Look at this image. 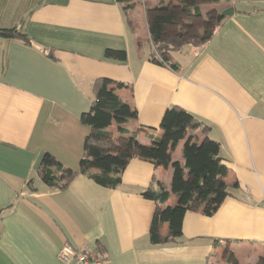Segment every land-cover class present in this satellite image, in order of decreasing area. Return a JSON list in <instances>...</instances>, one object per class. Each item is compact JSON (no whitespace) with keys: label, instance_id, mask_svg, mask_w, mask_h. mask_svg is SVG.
I'll use <instances>...</instances> for the list:
<instances>
[{"label":"crops","instance_id":"1","mask_svg":"<svg viewBox=\"0 0 264 264\" xmlns=\"http://www.w3.org/2000/svg\"><path fill=\"white\" fill-rule=\"evenodd\" d=\"M134 2L124 12L117 0H0V28L22 29L53 51L49 56L38 45L0 37V264H67L59 259L67 243L98 251L105 264L263 259L264 0ZM229 7L234 14L206 44L167 53L176 70L152 60L151 30L161 37L181 28L202 34ZM107 49L125 50L127 59L107 58ZM99 77L125 84L116 90L125 101L117 114L128 121L106 129L113 134L112 156L134 153L137 145L157 148L168 136L163 116L174 105L200 120L192 129L197 142H220L229 195L211 216L203 206L186 211L179 242L151 243L158 204L143 192L174 191L186 177L189 135L170 144L167 168L131 158L117 188L78 173L66 190H57L39 177L47 152L79 171L90 132L81 115L90 110ZM116 162L94 160L90 171L109 170ZM178 200L172 194L162 207ZM158 229L167 234L169 224Z\"/></svg>","mask_w":264,"mask_h":264},{"label":"trees","instance_id":"2","mask_svg":"<svg viewBox=\"0 0 264 264\" xmlns=\"http://www.w3.org/2000/svg\"><path fill=\"white\" fill-rule=\"evenodd\" d=\"M117 2L124 12L135 7L134 0H117ZM187 11L189 14L192 12L190 8H187ZM221 13L222 11L215 15L213 28L202 34L189 35L181 28L177 35L161 37L151 30L155 48L152 55L154 56L155 50H157L164 56L163 61L156 59L155 56L152 60L161 66H165L163 62L169 63L170 67L176 70L177 66L170 62L167 53L171 50H179L187 44L196 46L206 44L212 39L216 29L227 19ZM195 14L201 15L200 8L195 9ZM129 23L132 24V19L129 20ZM0 37L15 39L28 46L38 45L49 56L53 53L52 49L36 43L26 31L17 27L0 28ZM105 56L125 61L127 52L120 49H107ZM1 71H3L2 66ZM124 86V83L116 82L107 77H99L94 80L90 110L81 115V122L90 127V132L85 138L84 154L80 160L79 171L64 166L54 155L47 152L39 166V177L50 188L57 190H66L78 173L88 175L100 185L117 188L121 182L122 173L131 158L138 156L167 168L171 163L170 144L176 145L185 135H189L184 150V168L188 171L186 177L180 178L174 191L162 189L161 192H157L148 189L143 192L146 198L155 200L158 204V210L153 217L149 233L151 243L159 245L179 242L183 236V218L186 211L203 206V212L211 216L229 195L228 185L223 180L227 175L228 168L220 156V142L211 138H207L201 143L197 142L192 129L201 125L200 120L186 109L174 105L168 108L163 116L161 128L168 131V136L164 140H160L157 148L137 145L134 153L112 156L113 134L106 129L113 121H117L120 125L128 121L124 116L117 114L119 110L124 108L125 101L119 97L116 90ZM111 158L117 162L109 170L90 171V166L94 160ZM174 165H178V163H174ZM28 185L32 186V181H29ZM172 194L179 198L177 205L162 207V204ZM2 213L3 210H0V217ZM161 223L169 224L167 234H163L158 229ZM259 264H264V257Z\"/></svg>","mask_w":264,"mask_h":264},{"label":"built area","instance_id":"3","mask_svg":"<svg viewBox=\"0 0 264 264\" xmlns=\"http://www.w3.org/2000/svg\"><path fill=\"white\" fill-rule=\"evenodd\" d=\"M165 66L170 67L167 63L163 62ZM59 259L63 263L75 264H105L106 258L98 251L86 247L84 249H76L71 244H65L60 252Z\"/></svg>","mask_w":264,"mask_h":264},{"label":"rangeland","instance_id":"4","mask_svg":"<svg viewBox=\"0 0 264 264\" xmlns=\"http://www.w3.org/2000/svg\"><path fill=\"white\" fill-rule=\"evenodd\" d=\"M134 4H135V2H134ZM149 35H150V40H151V43H152V46H153V41H152V36H151V31L149 32ZM155 48H154V46H153V50H154ZM154 56H155V58L156 59H158V60H160V61H163L164 59H163V55L162 54H160L157 50H155V54H154ZM166 63V62H165ZM168 65H169V63H167ZM170 66V65H169ZM164 67H166V68H168L167 66H164ZM170 69H172L171 67H169Z\"/></svg>","mask_w":264,"mask_h":264},{"label":"water","instance_id":"5","mask_svg":"<svg viewBox=\"0 0 264 264\" xmlns=\"http://www.w3.org/2000/svg\"><path fill=\"white\" fill-rule=\"evenodd\" d=\"M235 12L234 8L233 7H229L227 9H225L221 14L223 17H229L231 15H233Z\"/></svg>","mask_w":264,"mask_h":264}]
</instances>
